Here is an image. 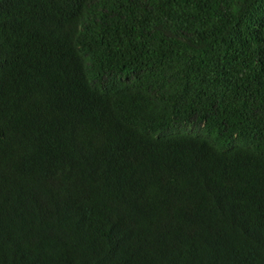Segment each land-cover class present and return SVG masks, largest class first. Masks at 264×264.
<instances>
[{
	"label": "trees",
	"instance_id": "trees-1",
	"mask_svg": "<svg viewBox=\"0 0 264 264\" xmlns=\"http://www.w3.org/2000/svg\"><path fill=\"white\" fill-rule=\"evenodd\" d=\"M0 264H264V0H0Z\"/></svg>",
	"mask_w": 264,
	"mask_h": 264
}]
</instances>
